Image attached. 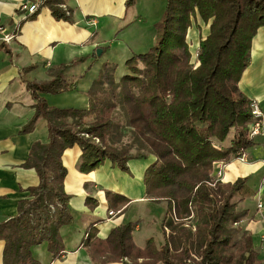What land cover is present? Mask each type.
I'll return each instance as SVG.
<instances>
[{"label": "trees", "instance_id": "trees-1", "mask_svg": "<svg viewBox=\"0 0 264 264\" xmlns=\"http://www.w3.org/2000/svg\"><path fill=\"white\" fill-rule=\"evenodd\" d=\"M64 1L42 0V6L69 20ZM198 19L208 32L192 63L187 33ZM261 27L264 0H166L154 45L127 59V73L118 81L116 66L103 64L87 91V109L50 107L42 97L72 90L65 75L72 63L49 81L28 83L35 114L22 132L44 120L48 136L46 144L32 146L24 164L39 184L26 190L30 199L18 203L16 216L0 224L3 264H39L32 248L43 243L52 261L62 256L60 230L73 223L62 157L75 146L83 174L105 161L127 172L130 160L153 156L143 177L146 196L167 204L159 249L153 239L143 249L135 246L137 223L111 229L104 240L90 224L81 246L93 264H263L250 233L239 226L248 215L239 205L247 179L224 184L213 176L215 163L237 159L255 144L250 101L239 83ZM121 134L129 145H119ZM105 198L108 211L121 213L128 203L119 194L106 192ZM85 205L93 209L98 201L87 197Z\"/></svg>", "mask_w": 264, "mask_h": 264}, {"label": "crops", "instance_id": "crops-1", "mask_svg": "<svg viewBox=\"0 0 264 264\" xmlns=\"http://www.w3.org/2000/svg\"><path fill=\"white\" fill-rule=\"evenodd\" d=\"M127 1L65 0L61 9L68 11L69 20H58L42 6V0H0V224L16 216L18 203L30 199L26 190L39 184L35 170L25 168L24 164L33 145L47 143L48 132L44 120H40L31 132H22L35 114V101L27 88L28 83L49 81L61 66L72 63L65 73L72 90L42 97L50 107L63 108L60 99L69 94L81 103L76 109H87V91L95 79L91 78L86 85L84 79L90 71L98 73L101 68L102 63L98 62L92 72L96 51L100 49L101 54L106 51L103 33L115 30L120 22L127 29L136 21L140 22L141 17L133 11L140 5V0H136L133 7L127 6ZM25 4H36L38 8L29 14L21 10ZM164 6L156 12L155 20L161 19ZM190 33L194 37L195 31L189 30L188 41ZM7 38L9 41H3ZM142 45L136 49L128 47L123 55L129 59L135 51L146 49V45ZM239 89L249 101L258 103L263 113V134L243 153L244 161L233 159L225 163L220 182L232 184L238 179H247L239 205L248 215L240 227L250 233L253 248L264 264V27L258 29L252 40L250 63L242 75ZM80 155L81 150L75 146L62 157L66 169L64 191L71 197L69 210L73 216V223L60 230L64 252L52 261L45 243L33 247L32 254L39 264H93L81 246L90 224L95 228V237L104 240L111 229L132 223L126 214L132 206L139 211L146 210L149 205L167 209L165 202H153L146 196L144 172L154 158L130 160L127 172L105 161L96 170L83 174L77 169ZM214 167L213 170L217 168ZM106 192L122 195L128 200L115 218L107 216ZM87 197L97 200L98 206L87 207ZM146 212L149 218L153 216L152 211ZM140 221H136L132 239L137 248L143 249L146 241L153 237L137 238ZM153 241L157 249L161 248L164 235L158 242ZM3 249L4 242L0 241V264H3Z\"/></svg>", "mask_w": 264, "mask_h": 264}, {"label": "rangeland", "instance_id": "rangeland-1", "mask_svg": "<svg viewBox=\"0 0 264 264\" xmlns=\"http://www.w3.org/2000/svg\"><path fill=\"white\" fill-rule=\"evenodd\" d=\"M164 2H165L164 0H140V5L136 8V10H133L141 17L140 22L136 21L135 25L129 29L124 28V24L120 22L116 25L115 30L113 31L108 30L104 32L103 45H105L106 51L99 56L96 54V61L92 66V72L94 71L95 64L98 62L102 63V65L105 63L115 65L116 66L115 81H118L120 77L127 72V69L125 67V62L129 56L125 57V55H123L125 54V52L123 53V51H125L128 47H132L133 49H136L138 47L140 48L141 46H143L142 44H145L146 45V46L144 45L146 47L145 50L135 51L136 53H142L148 51L151 48V46L154 45L155 38L157 36L155 25L159 22L158 21L159 19L155 20V15L156 12L159 10V8L160 7L162 8L163 5H165ZM198 22L200 24H198ZM195 23L196 25L193 26L194 28L192 27L191 29H189L190 31L191 30L195 31L194 37H192V33H190L189 34L190 38L188 41L189 46H191L189 47V52L191 55L192 63H195L197 61L198 50H196L195 47L197 45L196 43L203 36H206L208 31V27L204 25L202 22H200L199 19ZM96 73L95 71L93 73H91L90 71L89 74H87L86 78L84 79V84L86 85L88 81L91 80V78L97 79L98 73L97 74ZM60 103L61 105L64 106L63 108L81 107L80 101L73 99L69 94L66 97L61 98ZM117 120L122 121V118L118 116ZM94 142L98 144L97 139H94ZM129 144H130V139L128 138V136L121 134L119 136V145L125 146ZM131 153L133 154L136 153L135 146L132 147ZM148 158L152 159L154 157L148 155ZM166 210L167 209H165V207H156V205H149V207L146 210H142V211H139V209L133 206L130 207L128 210H126L127 217L132 221V223H136L138 219L141 220L140 221L141 230L137 234V238L145 237V236H146L145 238H147L148 236V237H153V239L155 241L157 240V242L161 240L163 237L161 222L165 216ZM146 211H152L153 216L149 218ZM140 212H142L140 218L135 219L136 217L139 216Z\"/></svg>", "mask_w": 264, "mask_h": 264}, {"label": "built area", "instance_id": "built-area-1", "mask_svg": "<svg viewBox=\"0 0 264 264\" xmlns=\"http://www.w3.org/2000/svg\"><path fill=\"white\" fill-rule=\"evenodd\" d=\"M37 8H38V5L36 4H25L21 7V10L25 11L26 13L32 14L37 10ZM3 41L7 42L9 41V38L4 39ZM249 109H250V115L252 118V121L249 127V137L252 139H256L257 137L263 134L262 133L263 113L260 110L259 105L256 101H250ZM237 159H239L240 161H244L245 156L242 154ZM213 167L214 168L217 167L216 169L213 170V176L215 177L216 180L220 181L221 176H222V171L225 167V164L215 163ZM261 207L262 206L259 205V208ZM119 213L120 212L107 211V216L109 218H115L117 215H119Z\"/></svg>", "mask_w": 264, "mask_h": 264}, {"label": "water", "instance_id": "water-1", "mask_svg": "<svg viewBox=\"0 0 264 264\" xmlns=\"http://www.w3.org/2000/svg\"><path fill=\"white\" fill-rule=\"evenodd\" d=\"M101 53H102V51L100 50V49H98L97 51H96V54L99 56V55H101Z\"/></svg>", "mask_w": 264, "mask_h": 264}]
</instances>
